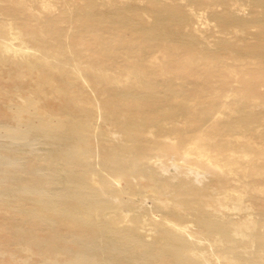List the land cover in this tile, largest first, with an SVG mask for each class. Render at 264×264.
<instances>
[{
    "label": "bare ground",
    "instance_id": "obj_1",
    "mask_svg": "<svg viewBox=\"0 0 264 264\" xmlns=\"http://www.w3.org/2000/svg\"><path fill=\"white\" fill-rule=\"evenodd\" d=\"M0 78L29 148L0 144V210L38 264H264V0H0Z\"/></svg>",
    "mask_w": 264,
    "mask_h": 264
},
{
    "label": "rangeland",
    "instance_id": "obj_2",
    "mask_svg": "<svg viewBox=\"0 0 264 264\" xmlns=\"http://www.w3.org/2000/svg\"><path fill=\"white\" fill-rule=\"evenodd\" d=\"M246 4L249 5L248 2ZM12 16L15 17V15H12ZM13 20L15 23H19V20L17 19V17L13 18ZM72 22L74 23L73 24L74 28L70 31V33H68L67 29H66V33H64L65 36L71 35V36L75 37L77 35L78 36L82 35L83 32L81 31V28H79L78 23H76V17L73 19ZM102 27H103V25L98 27V29L101 30L100 32H97V33H99L100 37L106 36L104 31L102 30ZM67 33L69 35H67ZM102 40H103L102 43H105L106 40H104L103 38H102ZM144 43L148 44L145 41H144ZM86 45H88V47H90L91 50L97 49L96 48L97 46L94 43V40L87 41ZM152 77L153 76H151V78ZM11 83L12 82H10L7 79L1 80V78H0V88L1 87H6V88L8 87L9 88L11 86ZM167 89H169V88L167 87L164 90H167ZM13 90H14V92L17 91L16 88ZM159 107H160L159 105L154 106V108H153L154 113H157L159 111L162 112V110ZM51 108H53V107H51ZM155 111H157V112H155ZM2 112H4V114L6 116V120H8L10 122L11 120H9L7 111H4V109H2V107H0V113H2ZM148 114H150V111L148 112ZM164 115H165V112H164ZM185 122L186 121L183 120L181 127H183V128L187 127V123H185ZM165 123L168 126L171 124V121L168 119V120H165ZM0 135L2 136V137H0V144H2V146L9 148L10 144H13L14 145L13 148H17L19 150V154H18L15 151L11 150L12 147H10V149L6 148L7 151L4 150L5 154H8L10 157L15 155V154L20 155V157H25L27 155L26 152L29 150V148L28 147L25 148L22 146V144L24 142L23 137L19 138L18 136H16L17 134H15L13 131H10L7 133L3 131V132H0ZM46 148H47V150L50 149L48 146ZM168 162L170 163L169 173L170 174H176L177 170H175L176 168H173V166L171 165L172 164L171 160H169ZM192 177H195V175H192ZM196 178L197 179H195V180L198 183H203L208 179V177H206V174H204L202 171H200V173L198 172V175H196ZM145 200H143V201L138 200V202L132 207L135 214L141 215L143 217V219L147 220V222H149L151 219L160 218V214L153 207L152 201L150 199H145ZM20 228H23L26 230L27 226L23 225V223L20 221V219L18 218L17 215L11 214V213L9 214L7 212L5 213L4 210H0V264H38V262H39L38 257L31 256V255H28V254L20 251L22 246H20L17 243V239H16V235H15V232L18 231L17 229H20ZM38 233H39L38 236H40L41 238L44 237V232L38 231Z\"/></svg>",
    "mask_w": 264,
    "mask_h": 264
}]
</instances>
